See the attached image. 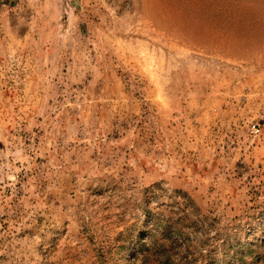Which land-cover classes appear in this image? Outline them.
<instances>
[{
    "label": "rangeland",
    "instance_id": "obj_1",
    "mask_svg": "<svg viewBox=\"0 0 264 264\" xmlns=\"http://www.w3.org/2000/svg\"><path fill=\"white\" fill-rule=\"evenodd\" d=\"M0 264H264V0H0Z\"/></svg>",
    "mask_w": 264,
    "mask_h": 264
},
{
    "label": "built area",
    "instance_id": "obj_2",
    "mask_svg": "<svg viewBox=\"0 0 264 264\" xmlns=\"http://www.w3.org/2000/svg\"><path fill=\"white\" fill-rule=\"evenodd\" d=\"M258 132V128L256 125H253L252 128H251V133L252 134H256Z\"/></svg>",
    "mask_w": 264,
    "mask_h": 264
}]
</instances>
